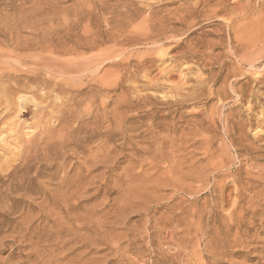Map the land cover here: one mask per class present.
<instances>
[{
    "label": "rangeland",
    "instance_id": "rangeland-1",
    "mask_svg": "<svg viewBox=\"0 0 264 264\" xmlns=\"http://www.w3.org/2000/svg\"><path fill=\"white\" fill-rule=\"evenodd\" d=\"M0 182V264H264V0H0Z\"/></svg>",
    "mask_w": 264,
    "mask_h": 264
},
{
    "label": "bare ground",
    "instance_id": "bare-ground-1",
    "mask_svg": "<svg viewBox=\"0 0 264 264\" xmlns=\"http://www.w3.org/2000/svg\"><path fill=\"white\" fill-rule=\"evenodd\" d=\"M10 131H11V130H10ZM9 175L11 176V174H9ZM10 176H9V177H10ZM11 177H12V176H11ZM0 183H1V182H0ZM235 213H236V212H235ZM234 215H235V214H234ZM68 216H70V215H68ZM230 216H231V215H230ZM231 217H232V216H231ZM229 218H230V217H229ZM230 220H231V219H230ZM232 221H233V219H232ZM229 222H231V221H229ZM228 225H229V223H228ZM229 226H230V225H229ZM229 226H228V227H229ZM68 228L71 229V230L73 229L72 225H69ZM77 228H79V227H77ZM226 228H227V227H226ZM226 228H225V229H226ZM222 231H223V230H222ZM222 235H223V234H222ZM237 235H238V234H237ZM225 236H226V235H225ZM31 240H32V239H31ZM45 249H46V248H45ZM45 251H46V250H45ZM47 252H48V251H47ZM47 252H46V253H47ZM29 253H30V252H29ZM35 253H36V252H35ZM38 253H39V252H37V254H38ZM43 253H44V252H43ZM51 253H52V252H51ZM37 254H36V256H37ZM39 255H40V254H39ZM43 255H45V254H43ZM52 255H53V254H52ZM40 257H41V256H40ZM40 257H39V258H40ZM42 257H43V256H42ZM42 257H41V258H42ZM46 257H48V256L46 255ZM46 257H45V258H46ZM36 258H37V257H36ZM51 258H52V256H51ZM42 259H43V258H42ZM53 259H54V261H56L55 258H53ZM44 261H45V260H44ZM45 262H46V261H45ZM51 263H52V262H51ZM43 264H44V263H43ZM52 264H54V263H52Z\"/></svg>",
    "mask_w": 264,
    "mask_h": 264
}]
</instances>
